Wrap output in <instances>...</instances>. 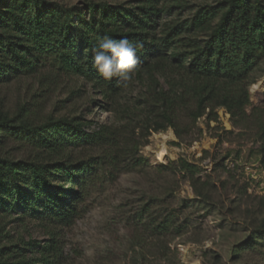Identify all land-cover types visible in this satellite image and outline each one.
Wrapping results in <instances>:
<instances>
[{
    "label": "rangeland",
    "instance_id": "obj_1",
    "mask_svg": "<svg viewBox=\"0 0 264 264\" xmlns=\"http://www.w3.org/2000/svg\"><path fill=\"white\" fill-rule=\"evenodd\" d=\"M7 1L0 0V13ZM37 1L26 20L44 15L48 5L84 9L91 0ZM92 1L129 9L148 0ZM154 1L162 12L149 39L159 43L179 28L170 47L188 65L189 47L208 33L194 27L196 14L215 12L213 26L229 0ZM35 44L33 71L0 74V114L14 127L22 120L74 119L80 129L51 156L27 132L3 130L0 156L72 169L58 170L47 186L28 174L9 180L8 192L0 193L2 262L45 264L40 250L52 245L54 264H264V61L248 86L246 120L217 108L216 121H193L194 81L173 68L135 75L117 93H106L63 68L61 46L52 52L48 43ZM164 107H171L175 128L152 132ZM162 144L166 155L159 161ZM180 160L193 169L178 171ZM61 202L72 206V220L55 219Z\"/></svg>",
    "mask_w": 264,
    "mask_h": 264
},
{
    "label": "trees",
    "instance_id": "obj_2",
    "mask_svg": "<svg viewBox=\"0 0 264 264\" xmlns=\"http://www.w3.org/2000/svg\"><path fill=\"white\" fill-rule=\"evenodd\" d=\"M38 7L37 0H9L6 10L0 13V74L33 71L39 57V48L35 41L50 44L49 50L56 51L61 46L60 63L63 68L106 93H117L127 83L105 81L96 71L92 63L91 49L97 40L105 35L114 39L126 38L130 42L144 45L138 53L141 57L136 72H163L173 68L194 81L195 109L190 115L193 121L206 116L207 120H217V108H223L232 119L246 120L249 115L248 86L254 81V74L260 63L264 61V2L262 0H229L215 25H211L216 17L215 12L204 9L194 18V27L208 31L200 44L192 45L189 51V64L181 53L172 51V40L182 30L174 27L168 31L159 43L149 39L155 28V17L162 12L156 7L154 0L138 8L110 7L104 3L86 2L84 9L48 5L49 11L40 12L32 21L26 20V10L30 4ZM53 6V8H51ZM87 13V14H86ZM8 19L11 21L8 22ZM171 51L170 56L167 55ZM57 54V53H56ZM172 101H169L171 105ZM169 105V106H170ZM166 106V105H165ZM171 109V107H170ZM164 107L158 114L159 120L154 122L152 132L175 128L172 112ZM14 120L0 114V140L4 138V129L19 128L36 139L39 147L51 156L65 150L67 140L80 125L75 120L49 119L48 122L34 125L22 120L18 127L12 125ZM85 140L90 136L81 132ZM261 148L264 154V131L260 134ZM48 161V160H47ZM45 160L27 163L26 166L0 156V193L8 192L9 180L17 181L28 174L36 183L49 185V179L58 170L71 171L72 164H63L50 169ZM180 172H189L193 166L180 160L175 164ZM53 215L59 221H70L74 218L72 206L61 202L54 206ZM53 246H44L40 250L45 264H54ZM0 264H7L0 260ZM25 264V262L18 263ZM29 264V263H27Z\"/></svg>",
    "mask_w": 264,
    "mask_h": 264
},
{
    "label": "clouds",
    "instance_id": "obj_3",
    "mask_svg": "<svg viewBox=\"0 0 264 264\" xmlns=\"http://www.w3.org/2000/svg\"><path fill=\"white\" fill-rule=\"evenodd\" d=\"M143 47L142 43L126 38L117 40L102 36L91 49L93 67L105 81L111 82L115 78L117 82L127 83L136 75L141 63L138 53Z\"/></svg>",
    "mask_w": 264,
    "mask_h": 264
},
{
    "label": "bare ground",
    "instance_id": "obj_4",
    "mask_svg": "<svg viewBox=\"0 0 264 264\" xmlns=\"http://www.w3.org/2000/svg\"><path fill=\"white\" fill-rule=\"evenodd\" d=\"M168 138H172V135L170 133L168 134ZM165 155H166V147L164 146V144H162L158 147V151L156 152V158L159 161H163ZM191 264H196V262H193Z\"/></svg>",
    "mask_w": 264,
    "mask_h": 264
}]
</instances>
